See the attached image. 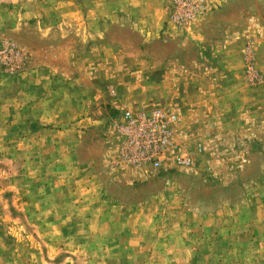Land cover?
Wrapping results in <instances>:
<instances>
[{
	"label": "rangeland",
	"instance_id": "1",
	"mask_svg": "<svg viewBox=\"0 0 264 264\" xmlns=\"http://www.w3.org/2000/svg\"><path fill=\"white\" fill-rule=\"evenodd\" d=\"M0 264H264V0H0Z\"/></svg>",
	"mask_w": 264,
	"mask_h": 264
},
{
	"label": "built area",
	"instance_id": "2",
	"mask_svg": "<svg viewBox=\"0 0 264 264\" xmlns=\"http://www.w3.org/2000/svg\"><path fill=\"white\" fill-rule=\"evenodd\" d=\"M128 124H127V133L133 132L136 134V138H139L142 134H148L147 142H144L143 144H138L139 146V154L138 159H151L158 158L160 154H162L163 149L166 145L169 144V136L166 129V122L165 123H157V118L154 115L152 117V114L148 116L144 115H134V114H128ZM145 119L143 123L139 122L140 118ZM148 122L147 125H144V123ZM132 125L135 126V130H131ZM148 128H147V127ZM153 126V127H152ZM152 147L154 148L152 150ZM149 156V157H148ZM159 161H156V164H158Z\"/></svg>",
	"mask_w": 264,
	"mask_h": 264
}]
</instances>
